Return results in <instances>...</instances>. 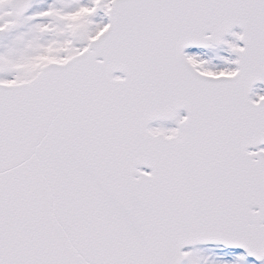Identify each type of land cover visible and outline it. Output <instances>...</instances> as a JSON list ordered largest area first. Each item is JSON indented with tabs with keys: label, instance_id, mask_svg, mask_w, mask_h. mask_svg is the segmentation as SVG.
I'll return each instance as SVG.
<instances>
[{
	"label": "snow or ice",
	"instance_id": "snow-or-ice-1",
	"mask_svg": "<svg viewBox=\"0 0 264 264\" xmlns=\"http://www.w3.org/2000/svg\"><path fill=\"white\" fill-rule=\"evenodd\" d=\"M0 264H264V0H0Z\"/></svg>",
	"mask_w": 264,
	"mask_h": 264
}]
</instances>
